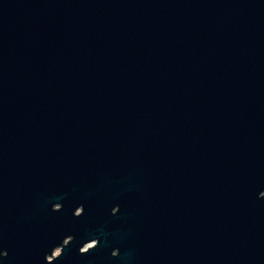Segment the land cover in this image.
<instances>
[{"label": "water", "instance_id": "95a60500", "mask_svg": "<svg viewBox=\"0 0 264 264\" xmlns=\"http://www.w3.org/2000/svg\"><path fill=\"white\" fill-rule=\"evenodd\" d=\"M0 264H264V0H0Z\"/></svg>", "mask_w": 264, "mask_h": 264}, {"label": "flooded vegetation", "instance_id": "af4514ba", "mask_svg": "<svg viewBox=\"0 0 264 264\" xmlns=\"http://www.w3.org/2000/svg\"><path fill=\"white\" fill-rule=\"evenodd\" d=\"M57 250L59 251V254H60V250H59V249H57ZM55 251H56V250H55ZM55 251H54V252H55ZM84 251H85V250H82V252H84ZM54 252H53V253H54ZM59 254H58V255H59ZM52 256H53V254H52ZM56 257H57V256H55V257L53 256V258H56ZM50 258H51V259H48L49 261H51V260L53 259L52 257H50Z\"/></svg>", "mask_w": 264, "mask_h": 264}, {"label": "rangeland", "instance_id": "374dc122", "mask_svg": "<svg viewBox=\"0 0 264 264\" xmlns=\"http://www.w3.org/2000/svg\"><path fill=\"white\" fill-rule=\"evenodd\" d=\"M58 254H59V251L56 250V251L53 253V256H54V257H55V256H58ZM48 259H51V258H48Z\"/></svg>", "mask_w": 264, "mask_h": 264}]
</instances>
